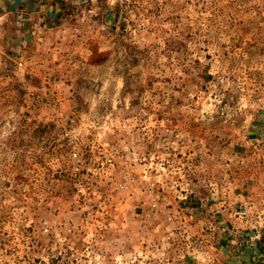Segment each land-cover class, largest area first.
Masks as SVG:
<instances>
[{
    "label": "rangeland",
    "instance_id": "374dc122",
    "mask_svg": "<svg viewBox=\"0 0 264 264\" xmlns=\"http://www.w3.org/2000/svg\"><path fill=\"white\" fill-rule=\"evenodd\" d=\"M0 264H264V0H0Z\"/></svg>",
    "mask_w": 264,
    "mask_h": 264
},
{
    "label": "crops",
    "instance_id": "0c3cea01",
    "mask_svg": "<svg viewBox=\"0 0 264 264\" xmlns=\"http://www.w3.org/2000/svg\"><path fill=\"white\" fill-rule=\"evenodd\" d=\"M27 0H5V5H18L19 7H22L24 4H26Z\"/></svg>",
    "mask_w": 264,
    "mask_h": 264
}]
</instances>
